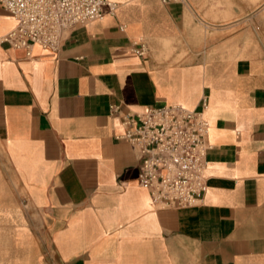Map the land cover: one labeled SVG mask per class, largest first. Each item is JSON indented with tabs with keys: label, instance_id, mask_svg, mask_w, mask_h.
<instances>
[{
	"label": "crops",
	"instance_id": "1",
	"mask_svg": "<svg viewBox=\"0 0 264 264\" xmlns=\"http://www.w3.org/2000/svg\"><path fill=\"white\" fill-rule=\"evenodd\" d=\"M112 1L57 51L0 42V264H264V0ZM203 95L208 191L160 208L122 118Z\"/></svg>",
	"mask_w": 264,
	"mask_h": 264
},
{
	"label": "built area",
	"instance_id": "2",
	"mask_svg": "<svg viewBox=\"0 0 264 264\" xmlns=\"http://www.w3.org/2000/svg\"><path fill=\"white\" fill-rule=\"evenodd\" d=\"M0 7L16 20L11 30L0 35V42L30 53L35 45L57 51L65 33L102 20L118 5L112 0H0ZM133 51L146 55L148 42L135 43ZM208 107L209 97L203 95L194 108L166 104L122 118L125 132L118 138L137 150L139 182L160 208L196 206L208 191L207 155L212 148Z\"/></svg>",
	"mask_w": 264,
	"mask_h": 264
},
{
	"label": "rangeland",
	"instance_id": "3",
	"mask_svg": "<svg viewBox=\"0 0 264 264\" xmlns=\"http://www.w3.org/2000/svg\"><path fill=\"white\" fill-rule=\"evenodd\" d=\"M213 5H216V6H220V5H224V6H231L232 5V3H230L229 1L228 2H217L216 4L214 3ZM228 20H230L229 18H227ZM207 28H209V27H207ZM213 35V34H212ZM225 37H227V40L226 41H232L234 38V35L231 33V32H228L226 35H224ZM229 38H232V39H229ZM217 40H219V39H217V38H213L212 37V41H217ZM244 40H247V41H250V39H244ZM233 42V41H232ZM249 45V44H248ZM231 46H234V44H231V45H228V47L227 48H225V49H223V51L222 52H226V53H228L229 55H230V57H235L236 56V58H239V57H241V56H244L247 52H250V51H246V50H234V49H231L230 47Z\"/></svg>",
	"mask_w": 264,
	"mask_h": 264
}]
</instances>
